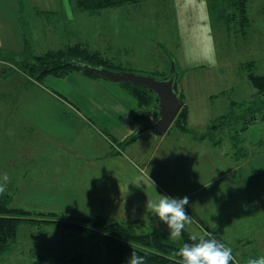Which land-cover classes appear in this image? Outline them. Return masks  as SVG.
<instances>
[{
  "label": "rangeland",
  "instance_id": "374dc122",
  "mask_svg": "<svg viewBox=\"0 0 264 264\" xmlns=\"http://www.w3.org/2000/svg\"><path fill=\"white\" fill-rule=\"evenodd\" d=\"M214 1L217 3L215 13L211 9ZM22 2L23 0H20V6H23ZM225 2L235 3V0H141L138 4L107 9L102 15H92L91 19L86 17L76 24L74 29L67 27L60 29L61 23L50 22L51 28L48 29L46 38L47 41L58 39L62 44H68L76 36L77 40L83 42V46L98 53L115 69L142 74L156 73L154 75L162 77L175 67L179 90L191 115L187 122L188 128L197 136L208 134L210 142L216 145L222 143L217 153L213 151V157L216 156L217 159L214 167L210 168L205 159H202L201 163L196 162L193 166L192 172L194 171L195 174H199L200 169L202 170L200 178L203 187L198 189L194 196L199 198L200 202L192 205V212L199 211L201 214L198 216L193 212L195 225L191 234L197 237L203 236L200 232L205 229L204 227H209L212 235H216L233 249L236 262L246 264L249 258L264 255V119L257 120L259 113L253 117L254 112L249 113L251 111L246 109L247 107H240L237 104L233 107L235 116L239 117L237 124L234 125L230 120L220 122L217 120L229 114L232 102L249 103L257 96L255 88L248 80V73L252 69L255 74H264V0H249L244 7H241L244 9L240 10L241 13H245V19H249L248 25H242L243 28L245 26L246 34H243L242 30L236 31L233 22L230 23L231 30H226L218 15ZM13 5L12 1L11 6ZM11 6H8L7 10L11 9ZM41 12L46 11L41 10ZM225 16L230 18L227 14ZM25 19H21L23 31L27 37H32L42 20L25 21ZM62 30L64 31L61 33ZM38 34L40 38H43L42 30ZM2 35H4L3 31H1L0 39H3ZM27 44L28 49L21 50L22 52L17 51L20 53L12 56L15 61L27 58L33 60L35 56L42 54L39 51L44 49L43 45L35 46L30 42ZM47 45L52 47L50 43ZM4 51L8 53L7 50L4 49ZM209 54L213 56L214 63L207 59ZM0 57H4V54H0ZM171 61H175V66L170 65ZM2 62L3 64H0L2 103L14 100L10 98V94L4 92L7 86L17 85L22 90L23 85H39L54 96L62 94L60 91L63 90L59 88V82L63 81L60 79L48 76L39 81L34 80L31 84L29 82L32 80L24 76V73L14 64ZM17 72H19L18 75H16ZM70 88L73 90V86ZM43 93L45 92L40 89L32 97L28 94V97L36 101L39 99L33 97ZM45 94L48 95V93ZM14 95H12L13 98ZM16 96L20 99V96L24 94L18 92ZM63 97L60 98L66 101ZM70 97L71 100L66 101L69 106L67 109L73 106L79 107L86 117L97 122L94 115L81 106L82 100L88 101V94L83 93L78 87L76 92L70 94ZM41 100H53V98L45 97ZM11 112L12 110L7 108L0 109V119H2L0 192H8L13 197L11 205L14 207L36 213L50 212L58 215L56 217L34 215L33 218H38L39 221L35 224L22 221L16 241L11 245L10 251L0 258V264H105V252L96 251L93 242L86 234L56 224V222H78V218H91L97 215V211L93 210L85 198L74 196L75 188H73V195L67 192L68 197L59 208H46L47 204L53 205L52 201H46L51 198V193L47 191L53 189V181L64 179L69 175L85 176L88 172H75L73 169L77 168L75 167L77 161L73 160V157H67L63 163L67 168L66 171L44 174L47 179L42 183L49 188H36L34 186L43 184L34 182V190H27L35 179V175L41 177L43 174L33 171L42 158L27 161L25 157H11L10 154L11 152L25 153L32 147L40 152L47 150L48 146L39 148L35 146L36 141L26 137L30 130L35 136L37 131L43 130L41 127L24 126L21 128L23 132L18 134L11 131L12 126L8 123ZM156 115L150 112V107L140 105L138 117L141 124L148 123ZM209 125L217 127L210 129ZM176 127L175 123L171 126V128ZM46 128L48 130L45 132L49 135L54 133L52 123H47ZM105 137V140L109 139ZM224 138L231 141L233 151L230 150V145ZM77 139L79 138L68 139L67 143ZM91 139L94 140L93 137ZM104 144L105 147L100 146L99 153L84 152L89 162L95 161V155L101 156L113 150L106 141ZM121 145L118 144V147ZM226 154L230 157H226ZM231 156L236 163L240 164L239 170L235 172L229 167ZM89 165L90 163L85 162L82 164L88 171ZM48 168L49 165L45 164L44 171ZM223 171L226 174L222 176ZM247 178L250 183V195L253 197L248 203L242 205L247 188L243 189L242 194L237 197L232 196L231 188L244 185ZM212 193L214 199H210ZM56 195L57 192L53 197ZM240 196L242 200H239ZM232 208L237 211L244 210L245 216L247 214L250 221L247 222L248 217H245L236 220L228 227L226 223L221 225L218 218L233 216ZM224 209V212H218ZM196 227H200L201 231ZM243 253L247 255L244 257ZM62 256L64 258H61ZM82 257L83 261L76 260Z\"/></svg>",
  "mask_w": 264,
  "mask_h": 264
},
{
  "label": "crops",
  "instance_id": "0c3cea01",
  "mask_svg": "<svg viewBox=\"0 0 264 264\" xmlns=\"http://www.w3.org/2000/svg\"><path fill=\"white\" fill-rule=\"evenodd\" d=\"M12 1L13 6H11ZM22 3L23 6H20V0H0V35L1 31L4 32L3 39H0V48L20 53L17 51L28 49L27 42H30L31 45L35 46L43 45L44 49L39 51L42 53L40 56L73 46L88 49L83 46L81 40H77L76 36L68 44H62L58 39L47 41L46 34L51 28L50 22L61 23L60 29H66V27L74 29V26L86 17L91 19L92 15H102L103 11L110 9H102L96 12L97 14L84 12L78 7L76 0H23ZM8 6H11V9L7 10ZM41 10L46 12L43 13ZM22 18H26L25 21L42 20L32 37L25 35L21 25ZM41 30L44 32L43 38H40L38 34ZM47 43H50L52 47L48 46ZM0 64L3 62L1 61ZM24 76L26 75L24 74ZM56 78L63 81L59 82V88L63 91H60L62 94L60 93L58 96L50 94L39 85H23L22 90L16 85L14 87L7 86L4 89V92L10 94V98L14 99L13 101L2 103L0 97V109L12 110L8 121L9 125L12 126L11 131L18 134L23 132L22 127L28 125H35L44 130L37 131L35 136L30 130L26 137H29L31 141H36L35 146L39 148L48 146L47 150L38 152L35 148L28 147L30 149L25 153L11 152L10 154L11 157H25L27 161L42 158V161L35 165L36 168L33 171L43 174L41 177L35 175V179L27 190H34V182L42 183L43 180L47 179L45 173L66 171L67 168L63 163L67 157H73V160L77 161L75 166L77 168L73 170L77 173L87 171L88 174L85 176L80 174L69 175L64 179L53 181V189H47L49 190L47 192L51 193V198L46 200L52 201L53 205L47 204L46 208H59L65 203L64 199L68 197L67 192L73 195V188H75L74 196L85 198L93 210L97 211L96 214L107 212L103 215L111 220L140 223L144 225L147 231L155 229L169 235L170 230L166 223L157 222L158 217H154V214L147 209V202L158 197L159 194L181 198L188 196L189 200L185 205V210L191 217V221L186 224L182 232L186 231L191 234L195 225L193 212L198 216L201 214L199 211L192 212V205L200 202L199 198H194V196L198 189L203 187L200 178L202 170L200 169L199 174H195L194 171L192 172L193 166L196 162L201 163V160L205 159L210 168L214 167L217 159L216 156L213 157V151L217 153V149L222 146V143L216 145L210 142L208 137L199 139L203 134L196 136V134L183 132L178 127L169 129L164 136H156L151 132H146L133 139L135 134L147 123H140L138 117L140 105L126 84L112 83L92 76L83 70L72 71L63 77ZM27 82H29L28 78ZM29 83L32 84L33 81ZM71 86H73V90H71ZM78 87L82 89L83 93L89 95L87 101L89 104H87L86 99L82 100V108L88 109L97 122L86 117L79 107L73 106L67 109L69 106L66 101L71 100L70 94L76 92ZM40 89L48 95L43 93L33 97L39 99L36 101L28 97V94L32 97ZM18 92L24 94V96H20V99L16 96ZM0 93H2V85H0ZM13 94H15L14 98ZM63 96L66 101L60 98ZM84 96L87 98L86 95ZM45 97L53 98V100H41ZM184 107L187 109L186 104ZM103 114L107 115L104 116ZM190 116L187 109V122ZM47 123H52L54 135L45 132L48 130L46 128ZM1 125L2 119H0V141L2 136ZM105 136L109 139L105 140ZM92 137L94 138L93 141ZM72 138L79 139L70 141L68 144V139ZM224 140L228 141L230 150L233 151L231 141L226 138ZM105 141L109 147L112 146L113 150L101 156L95 155V161L90 159L91 162H89L86 153L88 154L89 151L99 153L100 146L105 147ZM118 144H122L121 147H118ZM1 153L0 150V155ZM226 157L229 158L230 156L226 154ZM226 157L225 159H228ZM47 158H50L49 161H45ZM230 159L231 171L239 170L240 164L236 163L233 156ZM57 162L58 164H56ZM83 162L90 163L89 171L82 166ZM45 164L49 165L47 171H44ZM225 174L226 172L223 171L222 176ZM248 179L244 185L231 188L234 197L242 194L243 189L247 188L242 205L248 203L249 199L253 197L250 195ZM215 181L219 182V180ZM34 187L49 188L44 184ZM56 192L57 195L53 197ZM210 197V199H214L213 193L210 194ZM240 199L242 200L241 196ZM235 205L236 201L233 205L234 208ZM224 211L225 209L218 210V212ZM231 212L233 216L218 218L221 225L226 223L228 227L236 220L248 217L247 214L245 216L244 210L237 211L232 208ZM239 212L240 214H236ZM249 221L250 218L248 217L247 222ZM204 228L202 231L200 227L197 230H200L203 235L209 232L212 234L209 227ZM242 255L245 257L247 254L243 253Z\"/></svg>",
  "mask_w": 264,
  "mask_h": 264
},
{
  "label": "trees",
  "instance_id": "16d2710c",
  "mask_svg": "<svg viewBox=\"0 0 264 264\" xmlns=\"http://www.w3.org/2000/svg\"><path fill=\"white\" fill-rule=\"evenodd\" d=\"M76 1L78 7L82 11L96 13L105 8L138 4L141 0ZM246 1L249 0H235V3L228 4L225 2L223 8L219 10V18L223 22L226 30H231L232 27L230 23L233 22V27L236 31L241 32L242 30V33L246 34L245 26L243 28L242 25H248L249 19L247 17V19H245V13H241L240 11L244 10L241 7L245 6ZM212 4L213 7L211 9L213 13H215L217 10V3L214 1ZM225 14L229 15L230 18L228 19ZM237 16H239L238 20H236ZM2 53L4 57H0V60L14 64L16 68H19V70L33 82L34 80L39 81L48 76L63 77L72 71L80 70L77 66V62L90 64L96 67L104 66L115 69L98 53H93L80 46L68 47L56 52L51 51L41 56H35L33 60L27 58L22 61H15L14 58H12V56H16V54L19 53L10 51L5 53V51L0 48V54ZM164 76L162 75V77ZM248 80L255 88L257 96L249 103L232 102L229 114L220 117L217 120L218 122L230 120L234 125L237 124V118L239 117L235 116V109L233 108L237 104L240 107H247L246 109L251 111L249 113L254 112L253 117H256V114L259 113L260 116L256 117L257 120L264 119V74H255L251 69V72L248 73ZM126 85L132 90L139 105L143 107H152L154 96L147 89L129 84ZM182 97L183 95L181 94V98ZM150 112L152 111L150 110ZM174 123L183 132H193L187 126V109L185 107L181 110ZM216 127V125H213L210 126V129ZM204 137H208V134H204L199 139H204ZM12 201L13 197L9 195L8 192H0V258L10 251L11 245L16 241L19 225L22 221H29L35 224L39 221L38 218H33L34 215H46V217H56V215H58L50 212L36 213L20 207H14L11 205ZM78 219V222H56V224L67 229H73L78 233L86 234L93 242V247L96 251L105 252V264H126L133 250L145 256L146 259L144 264H181L182 257L177 254V250L186 242L190 244L196 242L191 240V236L193 235L186 231L182 232L180 238H172L159 230L152 229L147 231L144 225L140 223L113 221L103 214H97L91 218L83 217ZM212 236L220 240L216 235L213 234ZM61 258H64V256ZM72 260L74 261V259ZM76 260L81 262L83 261V257L76 258ZM230 264H238L235 260V256L234 261H231Z\"/></svg>",
  "mask_w": 264,
  "mask_h": 264
},
{
  "label": "clouds",
  "instance_id": "9594fccd",
  "mask_svg": "<svg viewBox=\"0 0 264 264\" xmlns=\"http://www.w3.org/2000/svg\"><path fill=\"white\" fill-rule=\"evenodd\" d=\"M207 59L214 63L211 54ZM188 200V196L181 198L159 194L158 197L148 200L147 209L154 214V217H158V223L160 221L166 223L171 237L180 238L182 230L191 221L185 210ZM191 240L196 242L191 244L186 242L177 250V254L182 257L181 264H230L234 261L233 249L210 233L199 237L193 235ZM145 259V256L133 250L126 264H144ZM246 264H264V255L251 257Z\"/></svg>",
  "mask_w": 264,
  "mask_h": 264
},
{
  "label": "water",
  "instance_id": "95a60500",
  "mask_svg": "<svg viewBox=\"0 0 264 264\" xmlns=\"http://www.w3.org/2000/svg\"><path fill=\"white\" fill-rule=\"evenodd\" d=\"M174 63L175 61L170 65L175 66ZM77 66L80 70L106 81L145 88L154 96L151 109L157 114L156 118L150 120L140 129L133 139L146 132H151L156 136H164L185 106V101L181 98L178 74L175 72V67L166 76L159 77L154 74L116 70L104 66L96 67L81 62H77Z\"/></svg>",
  "mask_w": 264,
  "mask_h": 264
}]
</instances>
